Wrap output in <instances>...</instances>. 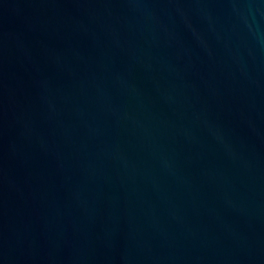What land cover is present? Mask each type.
<instances>
[{
  "label": "water",
  "instance_id": "95a60500",
  "mask_svg": "<svg viewBox=\"0 0 264 264\" xmlns=\"http://www.w3.org/2000/svg\"><path fill=\"white\" fill-rule=\"evenodd\" d=\"M0 264H264V0H0Z\"/></svg>",
  "mask_w": 264,
  "mask_h": 264
}]
</instances>
